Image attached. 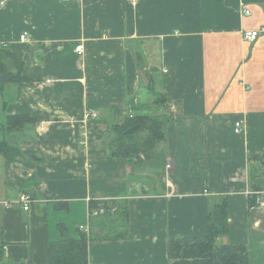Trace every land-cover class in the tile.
<instances>
[{"label":"crops","instance_id":"obj_1","mask_svg":"<svg viewBox=\"0 0 264 264\" xmlns=\"http://www.w3.org/2000/svg\"><path fill=\"white\" fill-rule=\"evenodd\" d=\"M261 29L264 0H0L27 78L0 88V264H47L60 225L78 237L90 202L113 201L126 239L93 236L87 264H170L168 241L204 236L221 197L220 242L264 264V32L242 37ZM145 116L165 122L154 155L109 157L111 128Z\"/></svg>","mask_w":264,"mask_h":264},{"label":"trees","instance_id":"obj_2","mask_svg":"<svg viewBox=\"0 0 264 264\" xmlns=\"http://www.w3.org/2000/svg\"><path fill=\"white\" fill-rule=\"evenodd\" d=\"M24 64L7 48L0 46V88L3 85L21 83L27 78L21 75ZM164 100H162L163 102ZM30 121L26 116L7 117L8 129H19ZM165 122L159 118L136 117L126 119L119 126L111 128L113 139L108 145L109 157L123 158L127 161L142 162L154 155L156 146L165 140ZM139 126L133 135L124 132ZM145 133L144 136L138 137ZM0 145H5L1 142ZM256 205L249 200V207ZM103 210L104 214L90 221L91 238L126 239L129 214L126 202H105L99 207L90 202V211ZM92 218V217H91ZM207 233L202 237L171 239L167 245L170 264H256L245 246L224 244L220 240L228 233L227 200L224 197L214 200L208 211ZM60 239L48 245L47 264H87L88 241L80 232L73 237L63 226H59ZM3 247L0 246V262Z\"/></svg>","mask_w":264,"mask_h":264},{"label":"built area","instance_id":"obj_3","mask_svg":"<svg viewBox=\"0 0 264 264\" xmlns=\"http://www.w3.org/2000/svg\"><path fill=\"white\" fill-rule=\"evenodd\" d=\"M62 2H69V1H73V0H61ZM244 14L248 15L249 12L244 10ZM264 32V29H261L259 31H249V32H244L242 37L243 40L249 43L255 42L257 40V38L259 37L260 33ZM19 41L20 42H29L27 35L24 33L19 37ZM82 51V47L81 46H77L75 47V52L80 54ZM93 115V114H92ZM242 130V122L241 121H237L234 124V133L235 134H239ZM18 202L20 205H22V208L24 211L29 209V205L32 202V199L29 195L27 194H20L19 195V199ZM104 214V211L101 210H96V211H90L88 212V218L90 219L91 217H98ZM88 219V222H89ZM79 232H81L82 234L85 235V237L87 238V240H89L91 238V232H90V226L89 223L86 226H81L79 228Z\"/></svg>","mask_w":264,"mask_h":264},{"label":"water","instance_id":"obj_4","mask_svg":"<svg viewBox=\"0 0 264 264\" xmlns=\"http://www.w3.org/2000/svg\"><path fill=\"white\" fill-rule=\"evenodd\" d=\"M139 126L137 125V126H134V127H131V128H129L128 130H126L125 132H124V134L125 135H133L134 133H136V131H138L139 130Z\"/></svg>","mask_w":264,"mask_h":264},{"label":"rangeland","instance_id":"obj_5","mask_svg":"<svg viewBox=\"0 0 264 264\" xmlns=\"http://www.w3.org/2000/svg\"><path fill=\"white\" fill-rule=\"evenodd\" d=\"M144 134H145V133H141L142 136H144ZM141 135H137V136L140 137ZM259 172H260V174H263V173H264V169H263V170L260 169ZM259 176H260V175H258V177H259ZM262 176H263V175L260 176V180H261ZM258 182H260V181H258Z\"/></svg>","mask_w":264,"mask_h":264}]
</instances>
